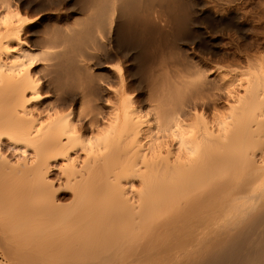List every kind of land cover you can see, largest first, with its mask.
Segmentation results:
<instances>
[{
	"label": "bare ground",
	"instance_id": "obj_1",
	"mask_svg": "<svg viewBox=\"0 0 264 264\" xmlns=\"http://www.w3.org/2000/svg\"><path fill=\"white\" fill-rule=\"evenodd\" d=\"M241 1L0 0L1 264H264V54L193 52Z\"/></svg>",
	"mask_w": 264,
	"mask_h": 264
},
{
	"label": "rangeland",
	"instance_id": "obj_2",
	"mask_svg": "<svg viewBox=\"0 0 264 264\" xmlns=\"http://www.w3.org/2000/svg\"><path fill=\"white\" fill-rule=\"evenodd\" d=\"M250 1L251 0H243V1H241L239 3L240 5H238V6H240V7H238V9H239V11H241V14L243 15L242 17L244 18L243 19L244 22L248 24V27H250V30H249L247 39L242 38L241 36H239L238 33L235 32V30L231 31L229 34H227L225 36L222 35L221 33H217V35H216V33L215 34H210L209 37L211 36L213 38V36H214V39L213 40H215L217 42V44L219 45V46L217 45V48H218V51H220L219 53H221V55H217L216 57L213 56V55H211V54L210 55H204V54L200 53L199 50H197V49L194 48L195 50L193 49L194 50L193 52L195 53V56L201 58V59L198 58L199 59L198 62L201 65H205L207 63L206 65L208 67H210V68L213 67L215 73H218L221 76H227L229 74L230 75H233V74H231L232 72L231 73H229V72L231 70L230 68H233L235 66L234 68L237 67V69L240 71L239 74H241V73H244L247 70V67H248V65L246 66V61L247 60H246L245 55H244L245 52L246 53L247 52H250V53L256 54V55H258V52H259V55L260 54H264V39H262V37L264 38V21L263 20L260 21V19L257 17V14H255V13H257L256 11H258L257 10L258 9L257 7L259 6V3H260L261 0H259V1L258 0H255V1L252 0L251 2ZM251 4H253V5H251ZM249 10H251L252 12L251 11L249 12ZM253 12H255V13H253ZM250 13H252L253 16ZM254 15H256V16H254ZM261 29H263V30H261ZM257 33H259V34H257ZM215 36H217V37L215 38ZM206 42L208 43V41H206ZM260 45L261 46L263 45V46L260 47ZM253 47H255V48H253ZM239 52H240V54H239ZM199 53H200V55H199ZM125 64L126 63H123L122 64L124 69H126L125 68V66H126ZM209 65H211V66H209ZM231 65L233 67H231ZM242 67H243V69H242ZM23 200L24 199H23L22 196H19L18 197V201L22 205L24 204V201ZM51 244H52L51 247L53 248V249L51 248V250L53 252H55V253L56 252H59L58 249L60 247L58 246L59 245L58 244V241H54L53 240V242ZM67 248L68 249L65 248L67 250L66 252H64L65 250H61L60 249V252H64L63 253V255H64V257H63L64 258L63 263L64 264H87L88 263V262H86V260L76 261V260H79L80 257L77 256V255H73L72 254V251L70 250L71 246H68L67 245ZM57 255H59V253H57ZM60 255H62V254H60ZM4 260H6V259H4ZM6 264H8L7 260H6Z\"/></svg>",
	"mask_w": 264,
	"mask_h": 264
},
{
	"label": "snow or ice",
	"instance_id": "obj_3",
	"mask_svg": "<svg viewBox=\"0 0 264 264\" xmlns=\"http://www.w3.org/2000/svg\"><path fill=\"white\" fill-rule=\"evenodd\" d=\"M264 2V0H262ZM5 7H8L5 5ZM24 18L20 15L18 12H13L9 10L5 15L0 17V26L4 28H9V27H18L17 21L23 22ZM43 127V125H41ZM91 141H89V144L91 145ZM27 154V153H25Z\"/></svg>",
	"mask_w": 264,
	"mask_h": 264
}]
</instances>
